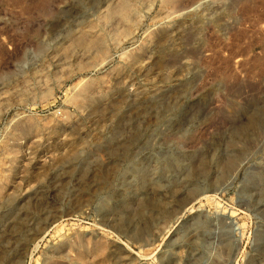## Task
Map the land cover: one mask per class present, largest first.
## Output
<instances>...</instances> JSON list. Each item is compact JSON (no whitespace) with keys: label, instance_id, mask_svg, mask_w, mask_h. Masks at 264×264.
<instances>
[{"label":"rangeland","instance_id":"obj_1","mask_svg":"<svg viewBox=\"0 0 264 264\" xmlns=\"http://www.w3.org/2000/svg\"><path fill=\"white\" fill-rule=\"evenodd\" d=\"M64 248L264 264V0H0V264Z\"/></svg>","mask_w":264,"mask_h":264},{"label":"bare ground","instance_id":"obj_2","mask_svg":"<svg viewBox=\"0 0 264 264\" xmlns=\"http://www.w3.org/2000/svg\"><path fill=\"white\" fill-rule=\"evenodd\" d=\"M75 237V236H74ZM74 239V238H73ZM72 239V240H73ZM63 240V239H62ZM65 240V239H64ZM75 240V239H74ZM70 251L67 250V248H64L62 250V256L66 259V261L69 264H79V262H81L82 264H95L94 258L91 256H84V255H80V256H73L71 253H69ZM97 264V263H96Z\"/></svg>","mask_w":264,"mask_h":264}]
</instances>
